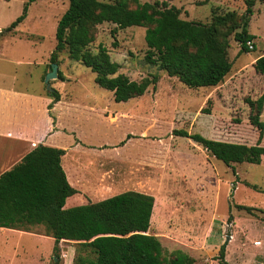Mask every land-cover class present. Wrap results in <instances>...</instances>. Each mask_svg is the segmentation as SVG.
Returning <instances> with one entry per match:
<instances>
[{
	"label": "rangeland",
	"instance_id": "1",
	"mask_svg": "<svg viewBox=\"0 0 264 264\" xmlns=\"http://www.w3.org/2000/svg\"><path fill=\"white\" fill-rule=\"evenodd\" d=\"M136 1L164 2L179 9L181 19L202 24H210L214 16L233 13L235 24L227 35L231 70L215 87L187 88L147 62L146 27L118 29L113 34L114 24L98 25L90 50L104 46L110 60L119 65V74L133 81L154 79L155 83L142 96L116 103L111 92L94 83L89 69L69 60L65 52L58 54V70L64 79L49 83L57 86L60 81L57 89L65 98L74 96L87 106L104 109V116L88 111L78 116L79 109L72 105L56 109L59 124L72 129L85 143L103 142L96 153L84 151L82 155L76 147L69 158L78 160L79 168L86 165L89 186L97 181L111 193L109 197L125 191L153 196L147 233L156 237L166 252L178 249L195 264H217L213 247L229 242L225 251L228 264H264V193L250 187L264 190V155L258 165L226 166L190 139L172 134L182 129L217 141L257 143L249 102L264 93V78L254 70V61L264 50V0H255L249 14L248 0ZM25 2L0 0V31L21 14ZM66 6L65 0H37L28 6L26 17L12 33L1 35L0 53L4 60L21 62L8 64L17 66L19 76L27 69L34 76L48 71L56 24ZM130 7H135L133 0ZM243 16L245 30L254 35V49L247 53L239 52L234 40ZM259 119L264 122V102ZM127 135L131 137L126 139ZM59 140L67 147L71 138L66 135ZM260 145L264 147V134ZM255 241L260 244L255 246ZM53 246L41 226L30 232L0 228V264H75L77 257H93L88 248L72 242L58 244L56 257Z\"/></svg>",
	"mask_w": 264,
	"mask_h": 264
},
{
	"label": "trees",
	"instance_id": "2",
	"mask_svg": "<svg viewBox=\"0 0 264 264\" xmlns=\"http://www.w3.org/2000/svg\"><path fill=\"white\" fill-rule=\"evenodd\" d=\"M36 1L26 0L21 14L0 31V36L12 33L26 17L28 6ZM65 1L67 6L56 24L55 45L49 62L58 66L57 55L65 52L69 60L89 69L94 74V83L111 92L116 103L142 96L150 85L154 87L155 80H130L118 73L119 65L110 60L104 46L90 50L95 28L103 23L115 25L113 34L118 29L146 27L147 62L157 65L187 88L215 87L231 70L227 35L235 24L233 13L214 16L210 24H202L181 19L180 10L164 2L133 0L135 7L132 8L130 0ZM254 1L246 2V13H250ZM244 17L241 30L234 33L241 53L251 51L246 42L254 39V35L245 30ZM254 70L264 78V50L254 61ZM63 79L57 69V80ZM47 95L52 99L47 106L50 110L53 103L60 100V95L53 88ZM263 102L264 93L249 102L250 123L258 131L254 145L207 139L182 129L173 130L172 134L190 139L226 166L258 165L264 155V147L260 145L264 122L259 119ZM130 137L127 135L126 139ZM63 154L64 150L59 148L37 146L0 175V228L30 232L33 227H43L45 236L54 241L56 257L62 240L88 248L93 257H77L75 264H195L181 250L166 252L157 238L147 233L154 209V198L149 194L125 191L94 203L88 201L65 208L66 199L77 191L69 184L61 167ZM250 187L264 193L254 185ZM214 259L217 264H228L225 244L220 245Z\"/></svg>",
	"mask_w": 264,
	"mask_h": 264
},
{
	"label": "crops",
	"instance_id": "3",
	"mask_svg": "<svg viewBox=\"0 0 264 264\" xmlns=\"http://www.w3.org/2000/svg\"><path fill=\"white\" fill-rule=\"evenodd\" d=\"M4 39L0 36V40ZM31 46L34 42L26 40ZM39 42V40H37ZM48 57V56H46ZM5 56L0 53V175L11 169L21 159L37 146H48L64 150L61 157V167L65 172L69 184L77 191L76 194L68 197L65 201V208L83 205L89 202H97L110 196L97 181L89 186V176L86 171V165L79 168L78 160L74 157L69 158L71 150L79 147V154L85 152H97L96 148L100 144L90 145L85 143L72 129H67L59 124V116L56 109L64 106H73L79 109V115L88 113H99L103 115L104 109L100 110L87 106L81 100H76L74 96L63 97L59 92L60 100L53 103L52 108L48 110L47 106L52 99L47 95V91L53 88L58 91L53 82L48 86L44 84L45 69L42 75H32L30 70H24L18 75L17 66H8V64L19 65L21 62L14 63L13 60H4ZM46 60L43 63L45 67ZM36 83V84H34ZM55 83V82H54ZM76 116L74 119H76ZM104 116V115H103ZM68 136L71 138L69 146L62 147L59 137ZM83 155V154H82ZM80 161V160H79ZM142 193V192H141ZM146 194V193H145ZM233 238V237H232ZM49 240L53 241L49 237ZM68 242V241H60ZM75 243V242H72ZM229 243V242H228ZM225 243V251L227 244ZM218 243L214 249L217 252L220 245Z\"/></svg>",
	"mask_w": 264,
	"mask_h": 264
},
{
	"label": "water",
	"instance_id": "4",
	"mask_svg": "<svg viewBox=\"0 0 264 264\" xmlns=\"http://www.w3.org/2000/svg\"><path fill=\"white\" fill-rule=\"evenodd\" d=\"M57 69L58 66L56 63H52L50 65V68L48 69L47 73L44 76V84L48 86L50 80L57 79ZM230 237H226V239H229Z\"/></svg>",
	"mask_w": 264,
	"mask_h": 264
},
{
	"label": "built area",
	"instance_id": "5",
	"mask_svg": "<svg viewBox=\"0 0 264 264\" xmlns=\"http://www.w3.org/2000/svg\"><path fill=\"white\" fill-rule=\"evenodd\" d=\"M246 46H247V48H248L249 50H252V49H253V44H252L251 41L246 42ZM253 244L256 246V245H259L260 242H259V241H255Z\"/></svg>",
	"mask_w": 264,
	"mask_h": 264
}]
</instances>
